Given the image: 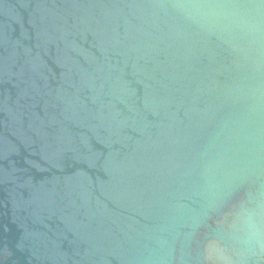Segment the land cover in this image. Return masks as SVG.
Returning <instances> with one entry per match:
<instances>
[{"label":"water","instance_id":"water-1","mask_svg":"<svg viewBox=\"0 0 264 264\" xmlns=\"http://www.w3.org/2000/svg\"><path fill=\"white\" fill-rule=\"evenodd\" d=\"M255 203L264 0H0V264H220Z\"/></svg>","mask_w":264,"mask_h":264},{"label":"clouds","instance_id":"clouds-1","mask_svg":"<svg viewBox=\"0 0 264 264\" xmlns=\"http://www.w3.org/2000/svg\"><path fill=\"white\" fill-rule=\"evenodd\" d=\"M237 219L231 247L217 244L210 250L220 264H248L251 257L264 252V203L242 206Z\"/></svg>","mask_w":264,"mask_h":264}]
</instances>
